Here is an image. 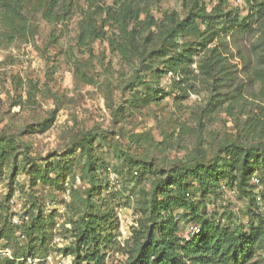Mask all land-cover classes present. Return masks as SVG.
Returning a JSON list of instances; mask_svg holds the SVG:
<instances>
[{
    "label": "rangeland",
    "instance_id": "1",
    "mask_svg": "<svg viewBox=\"0 0 264 264\" xmlns=\"http://www.w3.org/2000/svg\"><path fill=\"white\" fill-rule=\"evenodd\" d=\"M215 5L0 0V264H15L13 253L26 241L12 235L13 215L23 222L50 215L32 243L34 258L22 264H70L66 228L79 225L80 215H104L106 264H122L111 252L131 247L126 238L135 219L147 215L161 170L194 166L215 153L210 167L201 164L203 187L184 177L198 215L235 237L261 224L255 203L235 185L240 161L228 151L254 147L249 182L257 176L255 189L264 195V124L248 137L242 133L244 122L264 120L261 82L251 73L264 23L243 20L230 28L224 14L241 21L247 1ZM189 11L197 14L198 32L175 43L171 20ZM213 48L220 70L205 64ZM193 225L188 233L181 219L179 235L190 238L200 221ZM248 263L264 264L261 245Z\"/></svg>",
    "mask_w": 264,
    "mask_h": 264
},
{
    "label": "trees",
    "instance_id": "2",
    "mask_svg": "<svg viewBox=\"0 0 264 264\" xmlns=\"http://www.w3.org/2000/svg\"><path fill=\"white\" fill-rule=\"evenodd\" d=\"M246 1L248 15L241 21L238 22L232 12L224 14L230 28H234L243 20L245 24L256 21L264 23V0ZM228 2L229 0H217L215 6L220 9ZM196 17L195 12L189 11L183 19L171 20L173 26L168 29V34L172 36L173 42L181 43L185 32H198ZM256 48H260V50L256 51ZM253 49L257 54V65L252 68L251 73L256 80L261 82V92L264 95V27H262V36L253 45ZM213 50L214 48L211 50L210 59L208 58L204 62L209 69L216 67V70H220L223 63ZM215 80L217 79L215 78ZM263 124L264 120H255L254 118L244 122L243 136L248 137L249 133L258 131ZM80 145L82 148L84 147L83 144ZM228 152L235 154L237 160L240 161L235 185L250 203L253 201L254 206V197L248 182L250 169L253 163L258 160L257 151L251 145H243ZM261 152L264 153V149ZM217 158L219 155L215 153L209 161L200 160L194 166H189L190 163L187 161L176 164L178 166L176 168L161 170L159 184L153 188L149 196L146 207L147 215H144L143 221L137 222L135 219L136 225L130 229L129 237L126 238L131 247H128L127 244V247L123 249L120 246L114 248L121 253L119 259L122 264H250L248 259L252 256V248L261 245L264 250V211L256 210V213L261 216L260 225L249 233H243L236 237L221 229L213 221L204 218L203 215H198V205L187 191L184 177L194 176V180L203 187L207 183V169H204L202 165L206 164L210 167V162ZM175 169L178 170L176 173H174ZM171 186H175L174 191L169 189ZM255 208L257 209V207ZM49 216L44 218L43 215H36L32 219H27L26 223L19 220L14 225L12 235L24 238V240L26 235L25 243H21L17 251L13 253L14 259L30 261L34 258L32 243L35 238L38 242L40 241L41 236L45 233V220ZM181 219L192 225L200 221L198 232L192 233L190 238H186L185 235L180 236L178 224ZM78 221L79 225L76 223L72 224V227L66 228V230L70 229L67 237L71 246H68L74 249V257L70 264H106L107 250L110 247L105 244L100 247L102 239L99 236L110 223L106 225L104 215L99 217L97 215H80ZM25 228L26 233L23 231ZM34 235L36 237H33ZM25 254L28 255L24 258ZM18 260L15 261V264L23 263ZM9 262L14 263L13 261Z\"/></svg>",
    "mask_w": 264,
    "mask_h": 264
},
{
    "label": "built area",
    "instance_id": "3",
    "mask_svg": "<svg viewBox=\"0 0 264 264\" xmlns=\"http://www.w3.org/2000/svg\"><path fill=\"white\" fill-rule=\"evenodd\" d=\"M133 172L136 174V171H133ZM249 185H250L249 189L253 193L254 203H255V205L257 207V210L264 211L262 209V206L264 205V195L262 194L261 189H258V190L255 189V187H259V178L257 176H255V175H253L251 177ZM10 203L13 204V200L12 199L10 200ZM58 207H59V211H62V209H61V207L59 205L56 206V208H58ZM43 217L46 218V215H43ZM12 219H13V222L16 223V224L19 222V219L15 215L12 216ZM187 225H188V229H189L188 232H192L195 229L194 225H192L190 223L187 224ZM185 237L187 238V235H185ZM109 251L110 250H107V255H108ZM111 253L117 258H119L121 256V253L118 250H112ZM106 260H107V257H106Z\"/></svg>",
    "mask_w": 264,
    "mask_h": 264
}]
</instances>
